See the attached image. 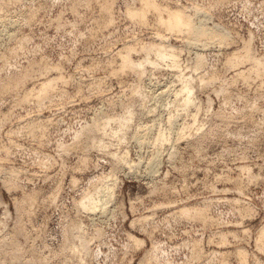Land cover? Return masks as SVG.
I'll use <instances>...</instances> for the list:
<instances>
[{
	"label": "clouds",
	"instance_id": "clouds-1",
	"mask_svg": "<svg viewBox=\"0 0 264 264\" xmlns=\"http://www.w3.org/2000/svg\"><path fill=\"white\" fill-rule=\"evenodd\" d=\"M141 3L130 17L134 4L129 0H90V8L100 6L99 15L93 10L95 19L85 15L81 20L77 13L69 22L67 13L84 7L83 0H0V82L8 85L0 90V108L12 106L8 119L0 122V133L9 123L23 121L8 128L7 141L0 135V151L7 150L0 159V185L9 193L6 198L0 191V264H197L203 256L193 248L191 233L203 229L195 227L196 217L171 213L158 222L155 207L167 205L151 200L150 209L146 201L164 192L177 200L188 195L192 184L187 174L201 171L214 147L224 163L219 182L231 161L264 160L258 149L264 140V115L258 113L264 109L244 102L251 100L250 92L257 102L264 100V0ZM57 9L63 18L55 16ZM50 28H57L54 35ZM94 36L102 38L101 48L124 47L107 56L95 47L67 54L75 43ZM53 46L60 50L63 59L56 63L73 91L57 86L45 98L33 96L25 108L27 89L17 81L25 76L26 64L34 65L36 56ZM133 52L141 58L130 61ZM233 52L237 63L226 59ZM77 55L91 60L93 84L103 79V88H90L84 83L87 77L71 72ZM31 78L38 76L32 73ZM93 97L94 102L82 103ZM218 103L219 111L214 107ZM37 105L49 111L39 127L22 116ZM250 110L251 127L242 124ZM15 137L26 143L18 144ZM38 142L50 153L33 150ZM259 168L264 173V164ZM53 169L58 173L49 176ZM165 169L181 173L183 183L180 177L166 182ZM243 172L251 176L252 168ZM57 179L62 186L54 195L40 191L42 180L55 184ZM239 180L246 191L248 177L242 173ZM216 183L206 185L208 194L190 205L200 209L205 222L224 203L217 198ZM148 211L151 216L145 215ZM237 212L260 221L259 229L244 227L234 234L238 251L247 254V264H264L257 255L264 252V243L253 247L256 231L264 232V195L256 202L243 196L239 208L219 213L217 219L230 223L228 217L235 219ZM183 220L189 222L188 240L175 228ZM242 244L247 247L240 248Z\"/></svg>",
	"mask_w": 264,
	"mask_h": 264
},
{
	"label": "rangeland",
	"instance_id": "rangeland-1",
	"mask_svg": "<svg viewBox=\"0 0 264 264\" xmlns=\"http://www.w3.org/2000/svg\"><path fill=\"white\" fill-rule=\"evenodd\" d=\"M159 2V0H156ZM130 3L134 4V7L130 9H138L141 7V0H129ZM90 0H83L84 7L80 9H73L72 11H69L67 13V21L71 22L77 19V13H79V18L81 20H84L85 15L89 17H93V10L96 12L97 15L100 13V6L98 4H93L92 8L89 7ZM55 16L57 18H63L64 13L57 9L55 12ZM95 19V17H93ZM131 21L129 20V23ZM60 23V19H57V24ZM88 23H92V20H89ZM72 27H76L75 24H72ZM85 29V24L81 23L79 25L80 32H83ZM57 31V28H50L49 32L51 34H55ZM111 31V28L105 29V35ZM147 35V34H145ZM134 39H142L141 37H134ZM147 42L146 40L144 41ZM131 45V41L128 42ZM102 44V38L97 39L95 36L92 40L87 41L86 43H75V47L69 51L67 54L72 55V52H78V53H85V51L90 47H95L99 49V54L103 56L110 55L112 51H116L120 48H123L124 45L121 43H117L115 48H101L100 45ZM234 56L236 59L239 58V56L233 52L230 57L232 58ZM132 58L134 61L139 60L141 57L137 56L135 52L132 53ZM36 63L34 65L26 64L25 65V76L22 77L17 83L20 85L21 89H27V91H24L23 97H26L23 99L25 102L24 107H31L28 101L31 100V96L35 92H37L40 89V85L42 82L47 80L49 78L61 76L62 79L57 83L55 88L57 86L61 88H65L68 91H73V86L71 85L69 78L64 76L61 72L60 66L56 63L57 61H61L63 58L60 55V50L58 48L49 47L45 48L44 52L38 56H36ZM70 70L71 72H75L78 75L83 74L88 79L84 80L85 84H88L89 87H95L97 90L104 87V80L103 79H96L95 83L93 84V67L91 60H85L83 55H77L75 60L70 62ZM35 73L38 76V79L31 78V74ZM97 75H102L100 73H97ZM113 79H115V73L110 74ZM3 84V85H2ZM3 82H0V90L6 89L8 87L7 84ZM243 85V82H241V86ZM54 88V89H55ZM244 92H248L249 90L244 87ZM32 93V94H31ZM49 94H54L52 91H49L48 94L45 96L47 97ZM75 95H79V91L77 90L75 92ZM249 95L251 96V100H248V98H245V103H255L256 107L264 109V100L256 101V93L250 92ZM27 97H29L27 99ZM44 98V97H43ZM28 101H27V100ZM97 97H93L91 101L85 100L82 101V103H89L94 102ZM69 107H73V105L69 104ZM217 111H219L220 104L214 106ZM12 106L11 105H4L2 108H0V122L6 121L8 119L9 112L11 111ZM249 119L248 121H242V124H247L249 127L252 126V111L250 110L247 113ZM258 115H264V112L258 113ZM22 116L27 119L33 121L37 127H39L41 124L45 122V118L49 116V111L47 109H41L39 105H37L32 113H29L28 111H24L22 113ZM22 120H17L16 125L8 124L5 127V130L3 133H0V135H3L4 140L7 141L9 139L7 135L8 128H16L17 125L21 124ZM14 139L17 140L18 144L24 145L26 143L25 140L20 139L19 137H15ZM238 143V141L236 142ZM183 147V144L181 145ZM31 147L33 150L39 149V152L41 154H49L50 149L48 147H42L41 144L38 142L36 144H32ZM52 147H55L54 145ZM258 149L261 155H264V140L260 142L258 145ZM188 151H191L189 149H186V153ZM211 159L205 163L201 164L200 168L201 171L197 172L195 176L192 175V173L187 174V178L191 180L192 187L188 190V195L184 196L182 199H174L173 193L171 192H164L159 193L157 197L150 198L149 201H146L148 203V207L152 209L154 206L150 202L151 200H155V205H167V207L157 206L155 207V212L158 216V222H162L166 220L171 213H182L183 215L187 216L186 213L188 212L189 215L196 217L195 227L203 229L202 232L196 233L192 232L191 235L193 237L191 243L193 248L201 255L203 256V260H200L197 262V264H240L242 262L241 254L244 256V264H247L248 257L247 254L244 251H238L237 246L234 243V234L242 231L244 227H251L254 229H259L260 227V221L250 213L243 214L240 212H237L236 218L233 219L232 217H228V219L231 221L230 223H221L217 219V216L219 213L227 212L234 206L239 208L240 207V201L243 199V196H248L250 200L253 202H256V197L264 195V179H260L259 176H264V173L260 172L259 165L264 164V160L260 159H253L251 161H231L228 163V174L225 176L223 182H219L221 180V176L223 173L221 172V169L224 168V163L220 162V149L219 148H213L209 153ZM7 156V150L0 151V159ZM215 160L216 163H212V161ZM21 162L17 161V165H19ZM245 167L252 168V174L251 176H248V173L243 172V169ZM39 168L32 169L33 172H38ZM58 169H53L51 172H49V176L53 175V173H58ZM245 175L248 177L249 181L246 186V191H242L241 188V181L239 180V177L242 175ZM180 177L181 183H183V177L181 173L176 172L175 169L171 170V173L167 169H165L164 179L166 182H172L174 178ZM212 181H217L215 184L216 190L220 193L218 199L224 201V203L218 205V208L214 210L212 213H210L212 219L208 220L207 223L202 220L203 217L200 213V209L197 207H190V205H195L201 195H207L206 191V185H211ZM57 185H61V180L57 179L56 183L53 184L51 180H42L41 185L39 186L40 191L47 196H52L55 194V192L58 190ZM62 186V185H61ZM31 187V186H30ZM227 189V191H224ZM0 191L3 192L4 196L7 198L9 196V193L6 189L3 188L2 185H0ZM12 195H23L22 193H12ZM185 211H182V210ZM181 210V211H180ZM179 211V212H178ZM201 214H199V213ZM196 213V214H195ZM129 214L131 215V206L129 209ZM196 216H195V215ZM145 215L151 216L152 212L148 211L145 213ZM188 215V216H189ZM199 216V217H198ZM202 217V219H201ZM40 219H43L42 215L40 216ZM176 229L179 230V236L183 240H188L189 238V222L187 220L181 221L179 224L175 226ZM135 235L140 238L141 240L145 238V235L143 232H136ZM260 231H256V235L254 237L253 247H256V242H258L257 239H259ZM156 236L158 239L163 241L165 239L164 236L160 235V233H156ZM170 244H175L176 241L169 240ZM240 248H246L247 245H239ZM241 253V254H237ZM239 255V256H237ZM257 255H260L264 257V252H257ZM240 257V258H239Z\"/></svg>",
	"mask_w": 264,
	"mask_h": 264
},
{
	"label": "bare ground",
	"instance_id": "bare-ground-1",
	"mask_svg": "<svg viewBox=\"0 0 264 264\" xmlns=\"http://www.w3.org/2000/svg\"><path fill=\"white\" fill-rule=\"evenodd\" d=\"M157 2V1H156ZM158 3V2H157ZM141 7H142V3H141ZM141 7L140 8H138V9H128V15L130 16V17H135L137 14H138V12H139V10L141 9ZM130 61H134L133 60V58H132V55L130 56ZM232 63H237L238 61H239V58L238 59H236L234 56H232V58H228ZM62 79V77L61 76H57V77H53V78H49L48 77V79L46 80L45 79V81L44 82H42L41 83V85H40V89L37 91V92H35V94H33V95H28V96H31V97H33V96H37V97H41V98H45V96L48 94V92L49 91H52L54 88H55V86L57 85V83L60 81ZM3 85V84H2ZM5 85V84H4ZM1 87V86H0ZM7 88V87H6ZM32 94V93H31ZM24 98H26V97H24ZM23 98V99H24ZM29 97H27V99H28ZM26 99V100H27ZM30 99V98H29ZM32 99V98H31ZM28 101V100H27ZM181 211V210H180ZM182 211H185L184 209L182 210ZM179 212V211H178ZM183 213H186V215L188 216L189 214V211L188 212H183ZM199 213V212H198ZM196 214V213H195ZM194 214V215H195ZM200 214V213H199ZM191 215V214H190ZM189 215V216H190ZM201 215V214H200ZM196 216V215H195ZM202 216V215H201ZM199 217V216H198ZM201 219H202V217H201ZM202 220H204V218L202 219ZM209 222V221H208ZM204 223H205V221H204ZM207 223V222H206ZM259 239H257L258 240V242H256V244L257 243H264V232H260V235H259V237H258ZM237 254H241V253H237ZM237 256H239V255H237ZM241 256V259H240V261L242 260V262H240V264H244V256L241 254L240 255ZM240 258V257H239Z\"/></svg>",
	"mask_w": 264,
	"mask_h": 264
}]
</instances>
